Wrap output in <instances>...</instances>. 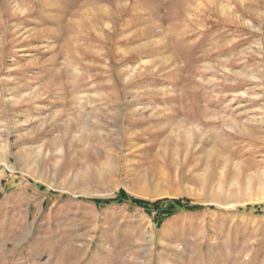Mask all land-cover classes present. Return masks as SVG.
<instances>
[{
	"label": "rangeland",
	"instance_id": "374dc122",
	"mask_svg": "<svg viewBox=\"0 0 264 264\" xmlns=\"http://www.w3.org/2000/svg\"><path fill=\"white\" fill-rule=\"evenodd\" d=\"M55 1L0 0V264H264V0Z\"/></svg>",
	"mask_w": 264,
	"mask_h": 264
},
{
	"label": "bare ground",
	"instance_id": "6f19581e",
	"mask_svg": "<svg viewBox=\"0 0 264 264\" xmlns=\"http://www.w3.org/2000/svg\"><path fill=\"white\" fill-rule=\"evenodd\" d=\"M37 1H39L40 2V5L41 6H44V5H48L49 6V4H48V2L46 1V0H37ZM50 1H52V2H49L50 3V5L53 3V2H55L56 3V1L55 0H50ZM58 2H60L59 0H58ZM42 3V4H41ZM69 3V2H68ZM53 6V5H52ZM52 6H51V8H52ZM54 6H56V5H54ZM53 6V7H54ZM70 6V5H69ZM44 7H47V6H44ZM64 7H65V5H64ZM123 3L120 1V0H117L116 1V4H115V8H116V12H118L119 14L122 12V10H123ZM41 8V7H40ZM53 9V8H52ZM63 9V8H62ZM66 9V8H65ZM17 12H16V14L15 15H17V14H25V13H29L30 11H32V8H31V6H30V4L29 3H21V4H18L17 5ZM36 10V9H35ZM99 10L101 11V13L102 14H104V16H106L107 18H109V21H111V20H113V19H115V17L114 16H116L115 15V13H114V15L111 13V11L108 9V8H105V7H99ZM64 11H66V10H64ZM68 11V10H67ZM64 13V12H63ZM66 15V14H65ZM10 16V15H9ZM112 16L114 17L113 19H111L110 20V18H112ZM57 17V16H56ZM62 18V17H61ZM56 19V18H55ZM63 20V19H62ZM70 20V19H69ZM20 21V20H19ZM71 21V20H70ZM114 21V20H113ZM38 23V22H37ZM59 27V26H58ZM19 28H21V26L19 27ZM25 28V27H24ZM23 28V29H24ZM65 28V27H64ZM105 28V27H104ZM23 33H24V31H23ZM22 33V34H23ZM28 33V32H27ZM40 33V35H41V32H39ZM44 33V32H43ZM69 33V32H68ZM37 36V35H36ZM60 36V35H59ZM88 39V38H87ZM133 53V52H132ZM101 54V53H100ZM131 60V59H130ZM123 61V60H122ZM123 75V74H122ZM123 110V109H122ZM104 111V110H103ZM101 112V111H100ZM85 194V193H84ZM88 194V193H87ZM88 196V195H87ZM98 200V199H97ZM106 200V199H105Z\"/></svg>",
	"mask_w": 264,
	"mask_h": 264
},
{
	"label": "trees",
	"instance_id": "16d2710c",
	"mask_svg": "<svg viewBox=\"0 0 264 264\" xmlns=\"http://www.w3.org/2000/svg\"><path fill=\"white\" fill-rule=\"evenodd\" d=\"M169 201L171 204H174V203H182V200H170V199H162V200H157V201H154L153 203H149V205H154V206H160L163 202H167ZM188 206V207H187ZM185 208H192V209H196V208H199L198 206H191V205H185L184 206Z\"/></svg>",
	"mask_w": 264,
	"mask_h": 264
}]
</instances>
